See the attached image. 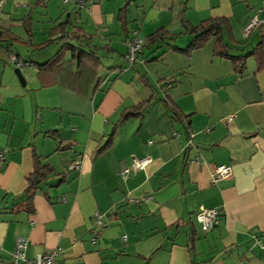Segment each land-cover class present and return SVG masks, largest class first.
I'll return each instance as SVG.
<instances>
[{"label": "crops", "instance_id": "1", "mask_svg": "<svg viewBox=\"0 0 264 264\" xmlns=\"http://www.w3.org/2000/svg\"><path fill=\"white\" fill-rule=\"evenodd\" d=\"M1 2L0 26L17 40L13 53L0 46V264H11L16 237L30 259L55 251L54 264H264V68L249 56L237 72L213 38L180 51L210 20L222 21L227 45L248 46L243 29L264 20V0ZM61 22L100 58L87 90L49 83L57 69L38 75L37 63L61 49ZM262 29L251 30L255 43ZM156 32L163 41L126 59L135 34ZM17 43L48 48L45 61ZM13 57L32 68L27 89L7 65ZM144 156L145 168L122 173ZM221 164L232 174L213 182ZM44 165L51 171L39 177ZM200 205L220 211L210 230L196 219Z\"/></svg>", "mask_w": 264, "mask_h": 264}, {"label": "trees", "instance_id": "2", "mask_svg": "<svg viewBox=\"0 0 264 264\" xmlns=\"http://www.w3.org/2000/svg\"><path fill=\"white\" fill-rule=\"evenodd\" d=\"M84 9V8H83ZM221 20H210L200 25L193 26L190 32L193 34L194 38L190 44L185 49H178L185 53L189 52L192 49L200 47L207 39L213 38L215 43V54L218 56L225 57L233 62L235 70L242 73L245 68L246 59L249 56H252L258 68H264V22L258 26L259 29H262L261 35L257 43L252 45L250 49H246L247 46L244 44L236 43L234 46L227 45L222 41L220 35L221 29ZM65 22L56 24L53 28L56 31H61L59 37L55 39H60L61 49L47 61L42 63H37L38 65V75L55 69L60 70L59 78L49 82V83H60L68 86L69 88L80 91L89 86H95L98 81L95 80V77L98 75L97 68L100 65V58L92 49H84L80 46H76L72 42L73 34L65 31ZM250 34V33H249ZM248 34V35H249ZM157 39L163 41L164 34L161 32H156L148 36L143 40L142 49L139 53H142L144 46L155 42ZM17 40L16 34L9 27L0 26V46L3 47L8 53H13L14 42ZM51 41L54 39L51 38ZM69 49L71 52L70 59L63 58V52ZM138 53V54H139ZM73 64H75L73 66ZM136 113V111H127L125 116H129ZM179 113L171 110V117H179ZM45 172H50L51 167L48 165L39 166L35 173L40 177L41 174ZM29 185L27 190H30L32 186L36 185L34 180L29 178ZM32 196V193H30ZM220 216V211H219Z\"/></svg>", "mask_w": 264, "mask_h": 264}, {"label": "built area", "instance_id": "3", "mask_svg": "<svg viewBox=\"0 0 264 264\" xmlns=\"http://www.w3.org/2000/svg\"><path fill=\"white\" fill-rule=\"evenodd\" d=\"M90 0H76V5L79 8L88 9V3ZM2 2L0 0V6ZM264 20L260 18L258 15L253 16L249 22L245 25L243 29V33L248 35L252 29L260 26ZM143 40L139 39L135 34L129 43V52L126 55V59L130 62L135 60L137 54L142 49ZM14 61L18 66L23 65L22 61L17 60L15 57ZM150 162V158L148 156H144L141 158H134L129 167H125L122 171L124 175H128L132 170L143 169ZM71 169L79 167V161H73L70 165ZM232 166L228 164H221L217 166L214 170V176L212 181H218L220 179L226 178L232 174ZM219 218V210L217 208H207L203 205H200L196 211V219L201 225L202 230L207 231L213 228ZM104 215L95 212V223L98 227L102 226L104 223ZM28 244V240L24 237H16L15 238V247L13 252L11 253L10 263L11 264H54L55 260V251H51L48 253L38 254L34 259H30L26 256L25 250Z\"/></svg>", "mask_w": 264, "mask_h": 264}, {"label": "rangeland", "instance_id": "4", "mask_svg": "<svg viewBox=\"0 0 264 264\" xmlns=\"http://www.w3.org/2000/svg\"><path fill=\"white\" fill-rule=\"evenodd\" d=\"M36 17H38L37 15H36ZM36 20H38V18H35ZM34 26H37V23H35V25ZM255 31L254 32H252L250 35H246L244 38H243V41L244 42H248V46H247V48H249L250 46H252L255 42H256V40H255ZM35 35H37V34H35ZM36 37V36H35ZM36 40H37V38H36ZM22 44L21 43H17L16 44V46H17V48L18 49H20V54H22V56L24 57V56H28V58L29 59H31V60H34V61H38V62H42V61H45V58H43V55L45 54V52H47V50H49L48 48H45V49H29V51H27V49L24 47L22 50H21V46ZM50 48V47H49ZM32 57V58H31ZM33 57H34V59H33ZM36 57H39L38 59H40V60H37V58ZM47 57V56H46ZM46 59H48V58H46ZM8 66H10V67H13V69H11V72H12V76H14V79L16 80V82L18 83V85H21V82H20V80H19V78H18V76L16 75V73L14 72V69L16 68V67H18V65L17 64H15L12 60H11V62L10 61H8V64H7ZM19 68H20V70H21V73H22V75L24 76V78H25V80L27 81L28 79H29V76H27L28 75V71L29 72H31V69L32 68H30V67H28V66H24V67H21V66H19ZM27 82H29V81H27ZM29 87V84L28 85H26V86H24L23 88L24 89H27Z\"/></svg>", "mask_w": 264, "mask_h": 264}, {"label": "water", "instance_id": "5", "mask_svg": "<svg viewBox=\"0 0 264 264\" xmlns=\"http://www.w3.org/2000/svg\"><path fill=\"white\" fill-rule=\"evenodd\" d=\"M14 72H15L16 75L18 76V78H19L21 84L24 86V85H25V78H24V76L22 75L20 68H19V67H16V68L14 69Z\"/></svg>", "mask_w": 264, "mask_h": 264}]
</instances>
